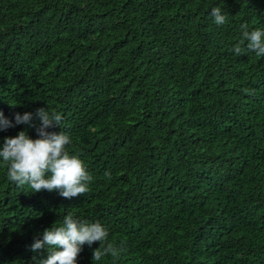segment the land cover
<instances>
[{"label": "trees", "instance_id": "16d2710c", "mask_svg": "<svg viewBox=\"0 0 264 264\" xmlns=\"http://www.w3.org/2000/svg\"><path fill=\"white\" fill-rule=\"evenodd\" d=\"M242 24L264 30V0H0V112L60 114L47 131L92 176L33 193L0 158V264L46 259L31 245L68 214L126 249L77 264H264V56L230 51ZM21 131L39 138L16 125L0 150Z\"/></svg>", "mask_w": 264, "mask_h": 264}, {"label": "clouds", "instance_id": "9594fccd", "mask_svg": "<svg viewBox=\"0 0 264 264\" xmlns=\"http://www.w3.org/2000/svg\"><path fill=\"white\" fill-rule=\"evenodd\" d=\"M216 25L226 23V16L222 9L214 7L211 10ZM242 39L230 51L237 56L246 50L258 56H264V30H248L246 24L241 25ZM38 125L33 124V119ZM15 123L4 117L0 112V131H7L16 125L34 127L38 139H31L26 132L21 131L15 138H5L0 158L8 165L7 177L18 186L27 185L33 193L42 190L58 191L66 199L82 196L89 190L92 181L91 174L86 170L84 163L76 156H70L66 146L71 139L64 131L49 132L50 128L61 124L62 117L45 108L37 109L36 113L15 114ZM110 176V173H105ZM109 232L98 221L88 222L75 219L71 214L64 217L62 226L46 229L42 239H35L31 245L32 251L47 249L46 259L39 264H77V258L83 246L91 247L99 242V248L93 252V261H100L102 257L118 258L125 252L124 248H117L108 242Z\"/></svg>", "mask_w": 264, "mask_h": 264}]
</instances>
